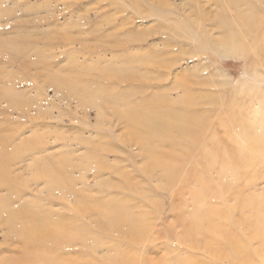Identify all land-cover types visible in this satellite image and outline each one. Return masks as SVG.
Wrapping results in <instances>:
<instances>
[{"label": "rangeland", "instance_id": "rangeland-1", "mask_svg": "<svg viewBox=\"0 0 264 264\" xmlns=\"http://www.w3.org/2000/svg\"><path fill=\"white\" fill-rule=\"evenodd\" d=\"M158 1L0 0V264H264V0Z\"/></svg>", "mask_w": 264, "mask_h": 264}, {"label": "bare ground", "instance_id": "bare-ground-1", "mask_svg": "<svg viewBox=\"0 0 264 264\" xmlns=\"http://www.w3.org/2000/svg\"><path fill=\"white\" fill-rule=\"evenodd\" d=\"M132 1H133V0H132ZM135 1L138 2V0H135ZM159 1H160V0H159ZM159 1H158V2H159ZM164 1H165V0H164ZM166 1H168V0H166ZM181 1H182V0H181ZM237 1H238V0H237ZM240 1H241V0H240ZM37 2H38V1H37ZM161 2H162V1H161ZM183 2H184V1H183ZM210 2H211V1H210ZM220 2H221V1H220ZM224 2H225V1H224ZM227 2H228V1H227ZM234 2H235V1H234ZM238 2H239V1H238ZM242 2H243V1H242ZM167 3H169V1H168ZM235 3H236V2H235ZM235 3H234V4L232 3V4L235 5ZM123 4H124V3H123ZM149 4H150V3H149ZM201 4H203V3H201ZM205 4H206V3H205ZM232 4H231V5H232ZM242 4H243V3H242ZM131 5H132V4H131ZM150 5H151V4H150ZM216 5H217V4H216ZM240 5H241V4H240ZM254 5H255V4H254ZM164 6H165V5H164ZM169 6H170V5H169ZM214 6H215V5H214ZM235 6H236V5H235ZM244 6H245V5H244ZM258 6H259V5H258ZM261 6H263V5H261ZM261 6H259V9H261V8H260ZM133 7H134V6H133ZM144 7H145V6H144ZM202 7H203V6H202ZM224 7H225V6H224ZM229 7H230V5H229ZM233 7H234V6H233ZM263 7H264V6H263ZM135 8H136V7H135ZM145 8H146V7H145ZM211 8H212V7H211ZM242 8H243V7H242ZM247 8H249V7H247ZM257 8H258V7H257ZM136 9H137V8H136ZM147 9H149V8H147ZM190 9H191V8H190ZM215 9H216V8H215ZM233 9H234V8H233ZM233 9H232V10H233ZM245 9H246V8H245ZM245 9H244V10H245ZM121 10H122V9H121ZM123 10H124V9H123ZM127 10H128V9H127ZM134 10H135V9H134ZM182 10H185V9H182ZM208 10H209V9H208ZM241 10H242V9H241ZM241 10H240V11H241ZM253 10H254V8H253ZM261 10H262V9H261ZM263 10H264V9H263ZM130 11H131V10H130ZM140 11H141V10H140ZM169 11H170V10H169ZM205 11H206V9H205ZM209 11H210V10H209ZM209 11H206V12H209ZM225 11H226V10H225ZM227 11L229 12V10H227ZM230 11H231V10H230ZM240 11H239V12H240ZM242 11H243V10H242ZM119 12H120V11H119ZM142 12H145V11L143 10ZM152 12H153V11H152ZM155 12H156V11H155ZM162 12H163V10H162ZM181 12H182V11H181ZM222 12H223V11H222ZM222 12H221V13H222ZM163 13H164V12H163ZM165 13H166V12H165ZM170 13H171V12H170ZM194 13H195V11H194ZM194 13H193V14H194ZM196 13H197V12H196ZM244 13H245V12H244ZM244 13H243V14H244ZM247 13H250V12L248 11ZM251 13H252V12H251ZM82 14H83V13H82ZM152 14H153V13H152ZM175 14H176V12H175ZM175 14H174V15H175ZM177 14H178V13H177ZM190 14H191V13H190ZM212 14H213V13H212ZM238 14H239V13H238ZM240 14H241V13H240ZM84 15H85V14H84ZM84 15H83V17H84ZM171 15H172V13H171ZM199 15H200V14H199ZM218 15H219V14H218ZM231 15H232V14H231ZM236 15H237V13H236ZM169 16H170V14H169ZM229 16H230V15H229ZM234 16H235V15H234ZM237 16H238V15H237ZM81 17H82V16H81ZM111 17H112V16H111ZM177 17H179V16H177ZM193 17H194V16H193ZM195 17H196V16H195ZM197 17H198V16H197ZM199 17H200V16H199ZM223 17H224V16H223ZM244 17H245V16H244ZM244 17H242V18H244ZM44 18H45V17H44ZM150 18H151V17H150ZM166 18H168V17H166ZM179 18H180V17H179ZM207 18H208V17H207ZM207 18H206V20H207ZM42 19H43V18H42ZM127 19H128V18H127ZM154 19H155V18H154ZM189 19H190V18H189ZM195 19H196V18H195ZM201 19H202V18H201ZM208 19H210V18H208ZM39 20H40V19H39ZM121 20H122V19H121ZM121 20H120V21H121ZM123 20H124V19H123ZM123 20H122V21H123ZM166 20H167V19H166ZM166 20H165V21H166ZM174 20H175V19H174ZM184 20H185V19H184ZM196 20H197V19H196ZM198 20H199V19H198ZM214 20H215V19H214ZM216 20H217V18H216ZM216 20H215V21H216ZM221 20H222V19H221ZM241 20H242V19H241ZM31 21H32V20H31ZM33 21H34V20H33ZM122 21H121V22H122ZM155 21H156V20H155ZM186 21H187V20H186ZM193 21H194V20H193ZM237 21H238V20H237ZM253 21H254V20H253ZM47 22H48V21H47ZM101 22H102V21H101ZM171 22H172V21H171ZM181 22H182V21H181ZM216 22H217V21H216ZM223 22H224V20H223ZM223 22H222V23H223ZM88 23H89V22H88ZM97 23H98V22H97ZM97 23H95V24H97ZM132 23H133V22H132ZM179 23H180V22H179ZM191 23H192V22H191ZM201 23H202V22H201ZM224 23H225V22H224ZM239 23H240V22H239ZM243 23H244V22H243ZM41 24H43V23H41ZM103 24H104V23H103ZM158 24H159V23H158ZM163 24H165V23H163ZM182 24H183V23H182ZM233 24H234V23H233ZM240 24H241V23H240ZM36 25H38V24H36ZM39 25H40V24H39ZM91 25H92V24H91ZM123 25H124V24H123ZM127 25H128V24H127ZM129 25H130V24H129ZM129 25H128V26H129ZM161 25H162V24H161ZM166 25H167V24H166ZM166 25H165V26H166ZM173 25H175V24L173 23ZM243 25H244V24H243ZM44 26H45V25H44ZM168 26H170V25H168ZM192 26H193V24H192ZM213 26H214V25H213ZM222 26H223V25H222ZM224 26H225V25H224ZM231 26H232V25H231ZM103 27H104V26H103ZM113 27H114V26H113ZM174 27H177V26H174ZM184 27H185V26H184ZM210 27H211V25H210ZM232 27H233V26H232ZM65 28H66V27H65ZM65 28H64V29H65ZM111 28H112V27H111ZM121 28H122V27H121ZM193 28H196V27H193ZM214 28H216V27H214ZM224 28H225V27H224ZM243 28H244V27H243ZM243 28H242V29H243ZM246 28H247V27H246ZM98 29H100V28H98ZM98 29H94V30L92 29V30L95 31V30H98ZM115 29H116V28H115ZM118 29H119V28H118ZM126 29H127V28H126ZM172 29H173V28H172ZM225 29H226V28H225ZM232 29H233V28H231V31H232ZM239 29H240V28H239ZM242 29H241V30H242ZM41 30H44V29H41ZM90 30H91V29H90ZM170 30H171V28H170ZM192 30H193V29H192ZM209 30H210V29H209ZM226 30H227V29H226ZM80 31H81V30H80ZM119 31H120V30H119ZM119 31H118V32H119ZM136 31H137V30H136ZM214 31H215V30H214ZM155 32H156V31H155ZM160 32H161V31H160ZM187 32H188V31H187ZM196 32H197V31H196ZM224 32H225V31H224ZM243 32H244V31H243ZM246 32H247V30H246ZM250 32H251V31H249L248 33H250ZM114 33H116V31H115ZM121 33H122V32H121ZM129 33H130V32H129ZM179 33H180V32H179ZM192 33H193V32H192ZM215 33H216V32H215ZM237 33L239 34V32H237ZM248 33H247V35H248ZM83 34H84V33H83ZM100 34H101V33H100ZM112 34H113V33H112ZM116 34H118V33H116ZM158 34H159V33H158ZM183 34H184V33H183ZM185 34H186V33H185ZM185 34H184V35H185ZM238 34H237V35H238ZM49 35H50V34H49ZM77 35H78V34H77ZM79 35H80V34H79ZM97 35H98V34H97ZM136 35H137V34H136ZM242 35H243V33L241 34V36H242ZM83 36H84V35H83ZM106 36H107V34H106ZM108 36H109V34H108ZM110 36H111V35H110ZM202 36H203V35H202ZM227 36H228V34H227ZM230 36L233 37V35H230ZM73 37H74V36H73ZM79 37H80V36H79ZM102 37H103V36H102ZM104 37H105V36H104ZM114 37H115V36H114ZM114 37H113V38H114ZM118 37H119V36H118ZM171 37H172V36H171ZM194 37H195V36H194ZM253 37H254V36H253ZM256 37H257V36H256ZM99 38H101L100 35H99ZM111 38H112V37H111ZM134 38H135V37H134ZM162 38H163V37H162ZM162 38H161V39H162ZM187 38H188V37H187ZM195 38H196V37H195ZM198 38H199V37H198ZM203 38H204V37H203ZM59 39H60V38H59ZM77 39H78V37H77ZM130 39H132V37H130ZM164 39H165V38H164ZM175 39H176V38H175ZM191 39H192V38H191ZM227 39H228V37H227ZM227 39H226V40H227ZM238 39H239V38H238ZM238 39H237V41H238ZM240 39H241V37H240ZM40 40H41V39H40ZM73 40H74V39H73ZM97 40H98V39H97ZM132 40H133V39H132ZM167 40H168V39H167ZM167 40H165V41H167ZM211 40H212V39H211ZM228 40H229V39H228ZM78 41H79V40H78ZM110 41H112V40H110ZM133 41H134V40H133ZM133 41H132V42H133ZM136 41H137V40H136ZM168 41H169V40H168ZM188 41H190V40H188ZM223 41H224V40H223ZM230 41H231V40H230ZM75 42H76V41H75ZM85 42H86V41H85ZM93 42H94V41H92V43H93ZM102 42H103V41H102ZM120 42H121V40H120ZM124 42H125V41H124ZM190 42H191V41H190ZM197 42H198V41H197ZM201 42L205 44V42H203V40H202ZM209 42H210V41H209ZM217 42H218V40H217ZM226 42H227V41H226ZM81 43H84V41L81 42ZM87 43H89V42H87ZM94 43H95V42H94ZM94 43H93V44H94ZM99 43H100V42H99ZM109 43H111V42H109ZM121 43H122V42H121ZM171 43H172V42H171ZM202 43H201V44H202ZM89 44H90V43H89ZM97 44H98V43H97ZM105 44H106V43H105ZM105 44H104V46H105ZM112 44H113V43H112ZM116 44H117V43H116ZM196 44H197V43H196ZM210 44H211V43H210ZM212 44H215V43H212ZM241 44H243V43H241ZM241 44H240V45H241ZM79 45H80V44H79ZM86 45H87V44H86ZM107 45H108V44H107ZM110 45H111V44H110ZM114 45H115V44H114ZM114 45H113V46H114ZM119 45H120V44H119ZM178 45H179V44H178ZM181 45H182V44H181ZM98 46H99V45H98ZM98 46L95 45V46H93V48H94V47H98ZM167 46H168V45H167ZM192 46H193V45H192ZM197 46H198V45H197ZM199 46H200V45H199ZM256 46H257V45H256ZM258 46H259V45H258ZM87 47H88V46H87ZM91 47H92V46H91ZM91 47H90V48H91ZM142 47H143V46H142ZM168 47H169V46H168ZM177 47H178V46H177ZM207 47H209V46L207 45ZM207 47H206V48H207ZM90 48H89V49H90ZM99 48H100V46H99ZM163 48H164V47H163ZM193 48H194V47H193ZM199 48H200V49L203 48V45H202V47H199ZM255 48H256V47H255ZM55 49H56V48H55ZM63 49H64V48H63ZM84 49H85V48H84ZM91 49H92V48H91ZM94 49H95V48H94ZM94 49H93V50H94ZM114 49H115V48H114ZM172 49H174V48H172ZM210 49H211V48H210ZM87 50H88V48H87ZM95 50H96V49H95ZM162 50H163V49H162ZM232 50H233V49H232ZM244 50H245V49H244ZM194 51H195V50H194ZM209 51H210V50H209ZM212 51H213V50H212ZM221 51H222V49H221ZM245 51H246V50H245ZM247 51H248V50H247ZM152 52H153V51H152ZM167 52H169V51H167ZM195 52H196V51H195ZM203 52H204V51H203ZM215 52H216V51H215ZM225 52H226V51H225ZM233 52H234V51H233ZM254 52H255V51H254ZM254 52H253V53H254ZM257 52H258V49H257ZM170 53H171V52H170ZM196 53H197V52H196ZM216 53H217V52H216ZM228 53H229V52H228ZM241 53H242V52H241ZM199 54H200V52H199ZM218 54H219V53H218ZM233 54H234V53H233ZM239 54H240V53H239ZM244 54H246V52H245ZM194 55H195V54H194ZM197 55H198V54H197ZM221 55H222V54H221ZM255 55H256V54H255ZM85 56H86V55H85ZM93 56H94V55H93ZM164 56H165V54H164ZM203 56H204V55H203ZM226 56H227V55H226ZM232 56H233V55H232ZM70 57H71V56H70ZM70 57H69V58H70ZM80 57H81V56H80ZM167 57H168V56H167ZM192 57H193V56H192ZM204 57H206V56H204ZM234 57H235V56H234ZM243 57H244V56H243ZM69 58H68V59H69ZM71 58H72V57H71ZM77 58H78V57H77ZM84 58H86V57H84ZM164 58H165V57H164ZM241 58H242V57H241ZM79 59H82V58H79ZM192 59H193V58H192ZM206 59H207V57H206ZM208 59H209V58H208ZM213 59H214V58H213ZM255 59H256V58H255ZM245 60H246V59H245ZM83 61H84V60H83ZM99 61H100V58H99ZM118 61H119V60H118ZM249 61H250V60H249ZM258 61H259V60H258ZM119 62H120V61H119ZM179 62H180V61H179ZM154 63H155V62H154ZM167 63H168V62H167ZM169 63H170V62H169ZM177 63H178V62H177ZM256 63H257V62H256ZM102 64H103V63H102ZM143 64H144V63H143ZM193 64H194V63H193ZM199 64H200V63H199ZM168 65H169V64H168ZM211 65H212V64H211ZM78 66H80V64H79ZM170 66H171V64H170ZM212 66H213V65H212ZM106 67H108V66H106ZM161 67H163V66H161ZM177 67H178V66H177ZM208 67H209V66H208ZM252 67H253V66H252ZM263 67H264V66H263ZM76 68H77V67H76ZM97 68H98V67H97ZM146 68H147V67H146ZM203 68H204V67H203ZM206 68H207V67H206ZM206 68H205V69H206ZM215 69H216V68H215ZM35 70H37V69H35ZM96 70H97V69H96ZM99 70H100V69H99ZM193 70H194V69H193ZM44 71H45V70H44ZM100 71H101V70H100ZM100 71H99V72H100ZM186 71H187V70H186ZM199 71H200V70H199ZM210 71H211V70H210ZM263 71H264V70H263ZM204 72H205V71H204ZM208 72H209V71H208ZM213 72H214V71H213ZM95 73H96V72H95ZM171 73H173V72H171ZM214 73H216V72H214ZM217 73H218V74H214V75L218 76L220 72L218 71ZM254 73H255V72H254ZM35 74H36V73H35ZM86 74H87V73H86ZM100 74H102V72H100ZM176 74H177V73H176ZM178 74H179V73H178ZM194 74H195V73H194ZM201 74H202V73H201ZM208 74H209V73H208ZM261 74H264V73L262 72ZM170 75H171V74H170ZM188 75H189V74H188ZM211 75H212V74H211ZM223 75H225V74H223ZM36 76H37V75H36ZM91 76H93V75L91 74ZM96 76H98V75L96 74ZM99 76H101V75H99ZM99 76H98V77H99ZM201 76H202V75H201ZM3 77H4V76H3ZM94 77H95V75H94ZM131 77H132V76H131ZM134 77H136V76H134ZM191 77H192V76H191ZM191 77H190V78H191ZM205 77H206V76H205ZM207 77H208V76H207ZM207 77H206V78H207ZM223 77H224V76H223ZM13 78H14V77H13ZM48 78H49V77H48ZM62 78H63V77H62ZM83 78H84V77H83ZM172 78H173V77H172ZM203 78H204V77H203ZM2 79H3V78H2ZM16 79H17V77H16ZM110 79H111V78H110ZM115 79H116V78H115ZM192 79H193V78H192ZM196 79H197V77H196ZM196 79H194V81H195ZM199 79H200V78H199ZM201 79H202V78H201ZM207 79H209V78H207ZM210 79H211V78H210ZM210 79H209V80H210ZM221 79H223V78H221ZM20 80H21V79H19V81H20ZM32 80H33V79H32ZM38 80H39V79H38ZM47 80H48V79H47ZM82 80H84V79H82ZM111 80H112V79H111ZM155 80H157V79H155ZM180 80H181V78H180ZM187 81H188V79H187ZM191 81H192V80H191ZM196 81H197V80H196ZM196 81H195V82H196ZM201 81H202V80H201ZM37 82H38V81H37ZM125 82H126V81H125ZM197 82H198V81H197ZM204 82L206 83V81H204ZM223 82H224V80H223ZM225 82H226V81H225ZM246 82H247V81H246ZM136 83H137V82H136ZM183 83H184V81H183ZM199 83H200V81H199ZM241 83H243V82H241ZM66 84H67V83H66ZM66 84H65V85H66ZM78 84H79V83H78ZM137 84H138V83H137ZM162 84H163V83H162ZM187 84H188V83H187ZM189 84H190V83H189ZM200 84H201V83H200ZM202 84H203V83H202ZM43 85H44V82H43ZM43 85H42V86H43ZM45 85H47V84H45ZM52 85H54V84H52ZM52 85H51V86H52ZM65 85H64V86H65ZM144 85H145V84H144ZM181 85H182V84H181ZM198 85H199V84H198ZM243 85H245V84L243 83ZM248 85H249V83H248ZM40 86H41V85H40ZM51 86H50V88H51ZM83 86H84V85H83ZM87 86H89V85H87ZM120 86H121V85H120ZM123 86H125V85H123ZM156 86H157V85H156ZM190 86H191V85H190ZM190 86H188V87H190ZM194 86H195V85H194ZM194 86H193V87H194ZM239 86H241V85H239ZM98 87H99V86H98ZM184 87H185V86H184ZM186 87H187V86H186ZM191 87H192V86H191ZM251 87H252V86H251ZM254 87H255V86H254ZM254 87H253V88H254ZM256 87H257V85H256ZM258 87H259V86H258ZM36 88H37V87H36ZM46 88H47V87H46ZM46 88H45V90H46ZM55 88H56V86H55ZM55 88L53 87L52 89H55ZM79 88H80V87H79ZM155 88H156V87H155ZM242 88H243V87H242ZM39 89H40V88H39ZM65 89H66V88H65ZM84 89H85V88H84ZM89 89H90V87H89ZM142 89H143V88H142ZM145 89H146V88H145ZM156 89H157V88H156ZM175 89H176V88H175ZM185 89H186V88H185ZM189 89H190V88H189ZM196 89H197V86H196ZM196 89H195V91L199 90V89H197V90H196ZM256 89H257V88H256ZM26 90H27V89H26ZM40 90H41V89H40ZM43 90H44V89H43ZM59 90H60V89H59ZM202 90H204V89H202ZM245 90H246V88H245ZM262 90H263V88H262ZM22 91H23V90H22ZM41 91H42V90H41ZM60 91H62V90H60ZM69 91H70V90H69ZM77 91H79V90H77ZM91 91H92V89H91ZM147 91H148V90H147ZM188 91H189V90H188ZM195 91H194V93H195ZM200 91H201V90H200ZM200 91H198L197 93H199ZM236 91H237V90H236ZM238 91H239V90H238ZM254 91H255V90H254ZM254 91H253V92H254ZM259 91H260V90H259ZM23 92H24V91H23ZM63 92H64V91H63ZM65 92H66V91H65ZM71 92H74V91H72V89H71ZM144 92H145V90H144ZM184 92H185V91H184ZM190 92H191V91H190ZM214 92H215V91H214ZM58 93H59V91H58ZM83 93H84V92H83ZM90 93H91V92H90ZM124 93H125V92H124ZM130 93H131V92H130ZM197 93H195V94L198 95ZM249 93H251V92H249ZM254 93H255V92H254ZM260 93H261V92H260ZM61 94H62V93H61ZM143 94H144V93H143ZM143 94H142V95H143ZM145 94H146V93H145ZM145 94H144V95H145ZM186 94L188 95V93H185L184 95H186ZM189 94H190V93H189ZM202 94H203V93H202ZM212 94H213V92L211 93V95H212ZM232 94L234 95V93H232ZM62 95H63V94H62ZM73 95L75 96V94H73ZM77 95H78V94H77ZM88 95H89V94H88ZM140 95H141V94H140ZM176 95H177V94H176ZM192 95H194V94H192ZM205 95L207 96L208 94H205ZM214 95H215V94H214ZM216 95H217V94H216ZM238 95H239V94H238ZM247 95H248V94H247ZM251 95H252V94H251ZM251 95H250V96H251ZM57 96H58V95H57ZM71 96H72V95H71ZM83 96H85V95H83ZM89 96H90V95H89ZM92 96H94V95L92 94ZM95 96H96V95H95ZM95 96H94V97H95ZM120 96H122V95H120ZM134 96H135V95H134ZM138 96H139V95H138ZM159 96H160V95H159ZM217 96H218V95H217ZM217 96H216V97H217ZM239 96H240V95H239ZM243 96H244V95H243ZM58 97H59V96H58ZM62 97H64V96H62ZM97 97H98V96H97ZM142 97H144V96H142ZM142 97H141V99H143ZM146 97H147V96H146ZM177 97H178V95H177ZM190 97H191V94H190ZM232 97H233V96H232ZM38 98H39V97H38ZM64 98H65V97H64ZM66 98H68V97L66 96ZM73 98H75V97H73ZM76 98H77V100H78V98H81V99H82V96H81V97L78 96V97H76ZM83 98H84V97H83ZM86 98H87V96H86ZM95 98H96V97H95ZM95 98H94V99H95ZM99 98H100V97H99ZM131 98H132V97H131ZM182 98H183V97H182ZM187 98H188V97H185L186 100H187ZM193 98H195V97H193ZM193 98H192V99H193ZM198 98H199V96H198ZM237 98H238V97H237ZM245 98H246V97H245ZM248 98H249V97H248ZM32 99H33V98H32ZM92 99H93V98H92ZM94 99H93V100H94ZM100 99H102V98H100ZM135 99H136V98H135ZM149 99H150V98H149ZM171 99H172V98H171ZM202 99H203V98H202ZM206 99H207V98H206ZM208 99H210V98H208ZM234 99H235V98H234ZM66 100H67V99H66ZM130 100H132V99H130ZM190 100H191V99H190ZM193 100H194V99H193ZM200 100H201V99H200ZM200 100H199V101H200ZM45 101H46V100H44V102H45ZM69 101H70V100H69ZM75 101H76V100H75ZM83 101H84V99H83ZM90 101H91V100L88 101L89 104L92 102V101H91V102H90ZM95 101H96V100H95ZM188 101H189V100H188ZM203 101H204V100H203ZM230 101H231V100H230ZM241 101H242V100H241ZM248 101H250V100H248ZM41 102H42V101H41ZM84 102H85V101H84ZM88 102H86V103H87V106H88ZM160 102H161V101H160ZM181 102H182V101H180L179 103H181ZM200 102H201V101H200ZM206 102H207V100H206ZM208 102H209V101H208ZM217 102H218V101H217ZM232 102H235V101H232ZM238 102H239V100H238ZM107 103H108V102H107ZM107 103H106V104H107ZM110 103H111V102H110ZM110 103H109V104H110ZM188 103H189V102H188ZM195 103H197V102H195ZM203 103H204V102H203ZM224 103H225V102H224ZM239 103H240V102H239ZM67 104H68V103H67ZM72 104H73V103H72ZM75 104H76V103H75ZM79 104H80V103H79ZM99 104H100V103H99ZM112 104H113V102H112ZM139 104H140V103H139ZM148 104H149V103H148ZM150 104H152V103L150 102ZM157 104H158V103H157ZM171 104H172V103H171ZM193 104H194V102H193ZM249 104H250V103H249ZM84 105H85V104H84ZM95 105H96V103H95ZM116 105H117V104H116ZM118 105H119V104H118ZM118 105H117V107L120 106V105H119V106H118ZM122 105H124V104H122ZM143 105H146V104H143ZM169 105H170V104H169ZM196 105H197V104H196ZM198 105H199V104H198ZM201 105H202V104H200V106H201ZM207 105H208V103H207ZM207 105H205V106H207ZM209 105H210V102H209ZM209 105L207 106L208 108L210 107ZM250 105H251V104H250ZM87 106H86V107H87ZM97 106H98V104H97ZM100 106H101V104H100ZM108 106H109V105H108ZM112 106H113V105H112ZM148 106H149V105H148ZM171 106H172V105H171ZM179 106H180V105H179ZM200 106H199V107H200ZM202 106H203V105H202ZM227 106H228V105H227ZM259 106H260V105H259ZM14 107H15V106H14ZM34 107H35V105H34ZM46 107H47V106H46ZM77 107H78V106H77ZM114 107H115V105L113 106V109H114ZM117 107H115V108H117ZM126 107H128V106L126 105ZM131 107H133V106H131ZM174 107H175V106H174ZM187 107H188V105H187ZM197 107H198V106H197ZM197 107H196V108H197ZM223 107H224V106H223ZM231 107H232V106H231ZM244 107H245V106H244ZM255 107H256V105H255ZM261 107H262V106H261ZM35 108H36V107H35ZM78 108H79V107H78ZM90 108H91V107H90ZM97 108H98V107H97ZM102 108H103V107H102ZM102 108L100 107L101 111H102ZM120 108H121V107H120ZM129 108H130V107H129ZM135 108H138V107H135ZM148 108H151V107H148ZM238 108H239V107H238ZM19 109H20V108H19ZM39 109H41V108H39ZM42 109H43V107H42ZM142 109H143V108H142ZM142 109H141V110H142ZM145 109H146V106H145ZM145 109H144V111H145ZM155 109H156V108H155ZM177 109L179 110V108H177ZM182 109H183V107H182ZM184 109H186V108H184ZM188 109H189V108H188ZM226 109H227V108H226ZM252 109H253V108H252ZM7 110H8V109H7ZM12 110H14V109L12 108ZM20 110L22 111V109H20ZM20 110H19V111H20ZM34 110H35V109H34ZM45 110L48 111L47 109H45ZM82 110H83V109H82ZM98 110H99V109H98ZM98 110L96 109V111H98ZM117 110H118V109H115V111H117ZM119 110H120V109H119ZM129 110H130V109H129ZM129 110L127 109L128 112H129ZM146 110H147V109H146ZM153 110H154V109H153ZM158 110H159V109H158ZM178 110H176V111H178ZM190 110H191V109H189L188 111H190ZM197 110H198V109H197ZM202 110H203V109H202ZM220 110H221V109H220ZM237 110H238V109H237ZM249 110H250V109H249ZM262 110H263V108H262ZM85 111H86V109H85ZM99 111H100V110H99ZM101 111H100V112H101ZM104 111H105V110H104ZM137 111H138V110H136V112H137ZM139 111H140V110H139ZM159 111H160V110H159ZM159 111H158V112H159ZM183 111H184V110H183ZM194 111H195V110H194ZM194 111H193L192 113H194ZM203 111H204V110H203ZM221 111H222V110H221ZM42 112H44V111L42 110ZM119 112H120V111H119ZM125 112H126V110H125ZM131 112H132V110H131ZM131 112H130V113H131ZM156 112H157V109H156ZM156 112H154V114L157 115ZM180 112H181V111H180ZM185 112H187V111L185 110ZM196 112H197V111H196ZM207 112H208V110H207ZM207 112H206V113H207ZM251 112H252V111H251ZM251 112H250V113H251ZM262 112H263V111H262ZM19 113H20V112H19ZM29 113H30V112H29ZM97 113H98V112H97ZM139 113H140V112H139ZM148 113H149V111H148ZM171 113H172V112H171ZM177 113H178V112H177ZM198 113H199V112H198ZM255 113H256V112H255ZM258 113H259V112H258ZM260 113H261V111H260ZM17 114H18V113H17ZM21 114H22V113H21ZM84 114H85V113H84ZM117 114H118V113H117ZM121 114H122V113H121ZM123 114H124V112H123ZM142 114H144L143 111H142ZM145 114H146V112H145ZM174 114H176V112H175ZM203 114H204V113H203ZM210 114H211V112H210ZM231 114H232V113H231ZM256 114H257V113H256ZM35 115H36V114H35ZM119 115H120V114H119ZM124 115H125V114H124ZM126 115H127V114H126ZM132 115H133V112H132ZM135 115L138 116L137 114H134V115H133L134 118L136 117ZM150 115H152V114H150ZM162 115H163V113H162ZM164 115H165V113H164ZM164 115H163V116H164ZM182 115H183V112H182ZM200 115H201V113L199 114V117H200ZM206 115H207V114H206ZM252 115H253V114H252ZM252 115H251V116H252ZM23 116H24V115H23ZM25 116H27V114H26ZM28 116H29V115H28ZM28 116H27V117H28ZM32 116H33V115H32ZM40 116H41V115H40ZM40 116H39V117H40ZM66 116H67V115H66ZM68 116H69V115H68ZM129 116H130V115H128V117H129ZM146 116H148V114H147ZM175 116H176V115H175ZM175 116H174V117H175ZM241 116H242V115H241ZM20 117H21V116H20ZM27 117H26V118H27ZM62 117H63V115H62ZM120 117H121V116H120ZM133 117H132V118H133ZM143 117H145V116H143ZM143 117H142V118H143ZM197 117H198V115H197ZM218 117H219V116H218ZM84 118H85V117H84ZM118 118H119V116H118ZM134 118H133V120H134ZM194 118H195V116H194ZM206 118H207V117H206ZM258 118H260V117H258ZM28 119H31V117L28 118ZM35 119H36V117H34V120H35ZM38 119H39V118H38ZM51 119H52V118H51ZM56 119H57V118H56ZM82 119H83V118H82ZM101 119H102V118H101ZM101 119H100V120H101ZM119 119H120V118H119ZM125 119H126V118H125ZM130 119H131V118H130ZM130 119H128L129 122L132 121V120L130 121ZM169 119H170V117H169ZM172 119H173V116H172ZM172 119H171V120H172ZM254 119H255V118H254ZM136 120H137V119H136ZM144 120H145V119H144ZM176 120H177V116H176ZM196 120H197V119H196ZM40 121H41V120H40ZM43 121H44V120H43ZM104 121H105V120H104ZM163 121H164V120H163ZM177 121H178V120H177ZM30 122H32V120H31ZM56 122H57V121H56ZM107 122H108V121H107ZM109 122H110V121H109ZM117 122H118V121H117ZM151 122H153V121H151ZM159 122H160V121H159ZM165 122H166V121H165ZM250 122H251V121H250ZM256 122H258V120H257ZM53 123H54V121H53ZM124 123H125V122H124ZM181 123H182V124H185L184 122H180V124H181ZM251 123H252V122H251ZM99 124H100V122H99ZM102 124H103V123H102ZM127 124H128V123H127ZM130 124H131V123H130ZM134 124H135V121L133 122V125H134ZM155 124H156V123H155ZM162 124H163V123H162ZM162 124H161V125H162ZM175 124H176V123H174V125H175ZM119 125H120V124H119ZM148 125H149V124H148ZM148 125H147V127H148ZM153 125H154V124H153ZM131 126H132V125H129V127H131ZM134 126H137V125H134ZM124 127H126V126H124ZM149 127H150V126H149ZM160 127H161V126H160ZM177 127H178V126H177ZM181 127H182V126H181ZM114 128H115V127H114ZM122 128H123V127H122ZM183 128H184V127H183ZM255 128H256V127H255ZM263 128H264V127H263ZM98 129H99V128H98ZM139 129H140V128H139ZM142 129H143V128H142ZM142 129H141V130H142ZM147 129H148V128H147ZM161 129H163V128H161ZM174 129H175V128H174ZM248 129H249V128H248ZM127 130H129V129L127 128ZM131 130H132V129H131ZM141 130H139V131H141ZM143 130H144V129H143ZM148 130H149V129H148ZM179 130H180V128H179ZM187 130H189V129H187ZM190 130H191V128H190ZM237 130H240V129H237ZM132 131H133V130H132ZM146 131H147V130H146ZM191 131H192V130H191ZM260 131H261V130H260ZM260 131H259V132H260ZM92 132H93V129H92ZM117 132H118V131H116V133H117ZM262 132H264V130H263ZM86 133H87V132H86ZM98 133H100V132H98ZM123 133H124V132H123ZM138 133H140V132H138ZM159 133H160V132H159ZM247 133H248V132H247ZM260 133H261V132H260ZM74 134H75V133H74ZM141 134H142V133H141ZM156 134H157V133H156ZM220 134H221V133H220ZM238 134H242V133L240 132V133H238ZM244 134L246 135V132H245ZM248 134H249V133H248ZM95 135H96V134H95ZM139 135H140V134H139ZM152 135H153V134H152ZM164 135H165V133H164ZM168 135H169V134H168ZM224 135H225V134H224ZM255 135H256V134H255ZM257 135H258V134H257ZM66 136H67V135H66ZM98 136H99V135H98ZM162 136H163V135H162ZM172 136H173V134H172ZM180 136H181V135H180ZM246 136H248V135H246ZM262 136H264V134H263ZM76 137H78V136H76ZM79 137H80V136H79ZM93 137H94V135H93ZM106 137H107V136H106ZM131 137H132V136H131ZM142 137H143V136H142ZM152 137H153V136H152ZM170 137H171V135H170ZM194 137H195V136H194ZM202 137H203V136H202ZM249 137H250V136H248V138H249ZM258 137H259V136H258ZM90 138H92V137H90ZM99 138H100V137H99ZM144 138H145V137H144ZM245 138H246V137H245ZM252 138H253V137H252ZM263 138H264V137H263ZM19 139H20V138H19ZM76 139H78V138H76ZM97 139H98V138H97ZM97 139H96V140H97ZM103 139H104V138H103ZM136 139H138V138H136ZM176 139H177V138H176ZM191 139H192V138H191ZM233 139H234V138H233ZM257 139H260V138H257ZM99 140H100V139H99ZM130 140H131V138H130ZM132 140H133V138H132ZM138 140H140V139H138ZM179 140H180V139H179ZM183 140H184V139H182V141H183ZM186 140H187V139H186ZM216 140H217V139H216ZM250 140H252V139H250ZM63 141H64V140H63ZM77 141H78V140H77ZM81 141H82V139H81ZM83 141H84V140H83ZM83 141H82V142H83ZM97 141H98V140H97ZM145 141H146V140H145ZM187 141H188V143H189V140H187ZM206 141H208V140H206ZM258 141H259V140H257L256 142H258ZM261 141H262V140H261ZM82 142H81V143H82ZM94 142H96V141H93V143H94ZM100 142H101V141H100ZM108 142H109V141H108ZM129 142H130V141H129ZM133 142H134V141H133ZM180 142H181V141H180ZM183 142H184V141H183ZM74 143H75V141H74ZM85 143H86V141H85ZM103 143H104V142H103ZM143 143H144V142H143ZM176 143H177V142H176ZM190 143H192V142H190ZM195 143H198V142H195ZM259 143H262V142H258V144H259ZM62 144H63V143H62ZM62 144H61V145H62ZM65 144H67V143H65ZM70 144H71V142H70ZM86 144H87V143H86ZM86 144H85V145H86ZM90 144H91V143H90ZM94 144H95V143H94ZM104 144H105V143H104ZM137 144H138V143H137ZM144 144H146V143H144ZM59 145H60V144H59ZM95 145H96V144H95ZM151 145H153V144H151ZM181 145H182V144H181ZM213 145H214V144H212V147H213ZM262 145H264V143H263ZM262 145H261V146H262ZM102 146H103V145H102ZM133 146H134V145H133ZM204 146H205V145H204ZM47 147H49V146H47ZM77 147H78V146H77ZM95 147H96V146H95ZM114 147H115V146H114ZM139 147H140V146H139ZM41 148H42V147H41ZM104 148H105V147H104ZM152 148H153V147H152ZM170 148H171V147H170ZM180 148H181V147H180ZM213 148H215V146H214ZM96 149H97V148H96ZM153 149H154V148H153ZM155 149H156V148H155ZM189 149H190V148H189ZM210 149H211V148H210ZM70 150H71V149H70ZM85 150H86V148H85ZM93 150H94V149H93ZM111 150H112V149H111ZM178 150H179V149H178ZM180 150H181V149H180ZM263 150H264V149H263ZM97 151H98V150H97ZM100 151H102V149H101ZM113 151H114V150H113ZM120 151H121V150H120ZM149 151H150V150H148L147 152H149ZM151 151H152V150H151ZM206 151H207V150H206ZM87 152H88V151H87ZM89 152H90V151H89ZM91 152H92V151H91ZM95 152H96V151H95ZM95 152H94V153H95ZM123 152H124V151H123ZM126 152H127V151H126ZM145 152H146V151H145ZM147 152H146V153H147ZM153 152H154V151H153ZM177 152H178V151H177ZM182 152H183V151H182ZM102 153H103V152H102ZM110 153H112V152H110ZM121 153H122V152H121ZM156 153H157V152H156ZM184 153H186V152H183V154H184ZM261 153H263V151H262ZM140 154H141V153H140ZM149 154H150V152H149ZM151 154H152V153H151ZM187 154H188V153H187ZM203 154H204V153H203ZM78 155H79V154H78ZM92 155H93V153H92ZM97 155H98V154H97ZM97 155H95V156H97ZM147 155H148V154H146V156H147ZM152 155H153V154H152ZM189 155H190V154H189ZM102 156H103V155H102ZM102 156H99V155H98L97 157H101V158H102ZM173 156H174V155H173ZM187 156H188V155H187ZM201 156H202V154H201ZM97 157H96V158H97ZM111 157L113 158V156H111ZM114 157H115V156H114ZM136 157H137V156H136ZM154 157H155V156H154ZM182 157H183V155H182ZM203 157H204V156H203ZM207 157H208V156H206L205 159H207ZM51 158H52V157H51ZM104 158H105V157H104ZM104 158H103L102 160H104ZM112 158H111V160H112ZM116 158H117V157H116ZM116 158H115V159H116ZM119 158H120V157H119ZM137 158H138V157H137ZM159 158H161V157H159ZM175 158H176V157H175ZM185 158H186V157H184V159H185ZM188 158H189V156H188ZM97 159H98V158H97ZM107 159H108V157H107ZM145 159H146V157H145ZM163 159H164V158H163ZM176 159H178V158H176ZM176 159H175V160H176ZM186 159H187V158H186ZM208 159H211V158H208ZM51 160H52V159H51ZM98 160H99V159H98ZM116 160H117V159H116ZM116 160H115V161H116ZM143 160H144V159H143ZM160 160H161V159H160ZM165 160H166V159H165ZM83 161H84V160H83ZM100 161H101V160H100ZM106 161H107V160H105V162H106ZM124 161H125V160H124ZM134 161H135V160H134ZM145 161H146V160H145ZM180 161H181V160H179V162H180ZM221 161H222V160H221ZM61 162H62V161H61ZM75 162H76V161H75ZM84 162H86V161H84ZM93 162H94V161H93ZM105 162H102V163H105ZM110 162H111V165H112V161H110ZM122 162H123V161H122ZM137 162H138V161H137ZM188 162H189V161H188ZM192 162H193V160H192ZM194 162H196V161H194ZM214 162H215V161H214ZM214 162L212 161L211 163L214 164ZM66 163H67V161H66ZM102 163H99V164H101L102 167H103L104 165H103ZM106 163L108 164V162H106ZM106 163H105V165H106ZM114 163H116V162H114ZM114 163H113V165H114ZM156 163H157V162H156ZM174 163H175V164L177 163L176 166H177L178 169L176 168V171L179 170V169H180L179 166H178L179 163H178L177 161L174 162ZM190 163H191V162H190ZM219 163H220V162H219ZM230 163H231V162H230ZM72 164L74 165V162H73ZM91 164H92V163H91ZM159 164H163V163H160V162H159V163H158V166H159ZM193 164H194V163H193ZM196 164H197V163H196ZM215 164H217V163H215ZM64 165H65V164H64ZM68 165H70V164H68ZM96 165H98V164H95V166H96ZM117 165H118V163H117ZM140 165H141V164H140ZM164 165H166V164H163V166H164ZM179 165H180V164H179ZM191 165H192V164H191ZM95 166H94V167H95ZM107 166H108V165H107ZM115 166H116V165H115ZM166 166H167V165H166ZM186 166H187V164H186ZM210 166H211V165H210ZM215 166H216V165H215ZM74 167H75V166H74ZM87 167H88V165H87ZM92 167H93V166H92ZM98 167H99V166H98ZM160 167H161V166H160ZM183 167H184V166H183ZM192 167H193V166H192ZM213 167H214V166H213ZM213 167H210V170H211V168H213ZM66 168H67V167H66ZM68 168H69V166H68ZM68 168H67V170H68ZM70 168H71V167H70ZM112 168H113V167H112ZM119 168H120V167H119ZM153 168H154V167H153ZM157 168H158V167H157ZM172 168H175V166L172 167ZM193 168H194V167H193ZM207 168H208V167H207ZM217 168H218V166H217ZM79 169H80V168H79ZM79 169H78V170H79ZM81 169H82V167H81ZM92 169H94V168H92ZM120 169H123V168H120ZM126 169H127V167H126ZM170 169H171V168H170ZM183 169L185 170V168H183ZM183 169H182V170H183ZM191 169H192V168H191ZM194 169H195V168H194ZM97 170H98V169H97ZM115 170H116V167H115ZM118 170H119V169H118ZM171 170H173V169H171ZM174 170H175V169H174ZM208 170H209V169H208ZM213 170H215V168H213ZM91 171H92V170H91ZM124 171H125V170H124ZM143 171H144V170H143ZM147 171H148V170H147ZM147 171H146V172H147ZM158 171H159V170H158ZM176 171H173V172H176ZM193 171H194V170H192L191 172H193ZM217 171H219V170H217ZM171 172H172V171H171ZM178 172L180 173L181 171H178ZM207 172H208V171H207ZM215 172H216V171H215ZM76 173H77V172H76ZM78 173H79V172H78ZM87 173H89V172H87ZM94 173H97V172H94ZM119 173H121V172H119ZM129 173H130V171H129ZM132 173H133V172H132ZM195 173H196V172H195ZM195 173H194V174H193V173H190V175H191V174L195 175ZM67 174H69V173H67ZM101 174H102V173H101ZM106 174H107V173H106ZM106 174L104 173V175H106ZM133 174H136V173H133ZM152 174H153V173H152ZM154 174H155V173H154ZM172 174H173V173H172ZM172 174H171V175H172ZM175 174H177V173H175ZM187 174H188V173H187ZM52 175H53L52 177L54 178V174H52ZM90 175H91V174H90ZM124 175H125V174H124ZM131 175H132V174H130L129 176H131ZM199 175H201V174H199ZM58 176H59V175H58ZM106 176H107V175H106ZM122 176H123V175H122ZM164 176H165V175H164ZM188 176H189V175H188ZM188 176H187V177H188ZM191 176H192V175H191ZM210 176H211V175H210ZM220 176H221V174H220ZM95 177H96V176H95ZM144 177H145V176H144ZM189 177H190V176H189ZM197 177H198V176H197ZM53 178H51V179L53 180ZM59 178H60V177H59ZM93 178H94V177H93ZM103 178L106 179L107 177H103ZM110 178H111V177H110ZM112 178H113V177H112ZM145 178H146V177H145ZM147 178H148V177H147ZM192 178H193V177H192ZM195 178H196V177H195ZM195 178H193V179H195ZM221 178H222V177H221ZM55 179H56V178H55ZM126 179H127V178H126ZM126 179H125V180H126ZM193 179H192V180H193ZM218 179H219V176H218ZM218 179H217V181H218ZM43 180H45V178H44ZM46 180H47V179H46ZM48 180H49V179H48ZM111 180H112V179H111ZM188 180H189V178H188ZM196 180H197V179H196ZM201 180H202V179H201ZM105 181H106V180H105ZM108 181H109V180H108ZM113 181H114V180H113ZM138 181H139V180H138ZM221 181H222V180H221ZM49 182H51V180H50ZM52 182H53V181H52ZM110 182H111V181H110ZM115 182H116V180H115ZM115 182H114V183H115ZM124 182H125V181H124ZM126 182H127V181H126ZM134 182H135V181H134ZM188 182H189V181H188ZM193 182H194V181H193ZM53 183H54V182H53ZM131 183H133V181H132ZM183 183H184V182H183ZM197 183H198V182H197ZM201 183H202V182H201ZM221 183H222V182H221ZM221 183H220V184H221ZM254 183H255V182H254ZM45 184H46V183H45ZM116 184H117V183H116ZM141 184H143V183H141ZM184 184H185V183H184ZM184 184H183V185H184ZM251 184H252V183H251ZM255 184H256V183H255ZM114 185H115V184H114ZM135 185H136V184H135ZM183 185H182V186H183ZM85 186H86V185H85ZM110 186H111V185H110ZM115 186H116V185H115ZM129 186H130V185H129ZM45 187H49V186H46V185H45ZM86 187H87V186H86ZM111 187H112V186H111ZM116 187H118V186H116ZM135 187H136V186H135ZM186 187H187V186H186ZM82 188H84V187H82ZM125 188H126V187H125ZM208 188H210V187H208ZM212 188H213V187H212ZM25 189H27V188H25ZM57 189H58V188H57ZM109 189H110V188H109ZM111 189H112V188H111ZM115 189L117 190V188H115ZM27 190H28V189H27ZM48 190H50V188H49ZM77 190H78V189H77ZM77 190H76V191H77ZM112 190H113V189H112ZM134 190H135V189H134ZM191 190H193V189H191ZM191 190H190V191H191ZM84 191H86V190H84ZM90 191H91V190H90ZM97 191H98V190H97ZM100 191H101V190H100ZM50 192H51V191H50ZM66 192H67V191H66ZM68 192H70V190H69ZM82 192H83V191H82ZM82 192H81V193H82ZM208 192H209V191H208ZM53 193H54V192H53ZM53 193H52V194H53ZM72 193H73V192H72ZM84 193H86V192H84ZM84 193H83V194H84ZM209 193H210V192H209ZM213 193H214V192H213ZM213 193H211V194L213 195ZM242 193H243V192H242ZM242 193H241V194H242ZM67 194H68V193H67ZM76 194H77V193H76ZM83 194H82V196H85V195H83ZM87 194H88V193H87ZM96 194H97V193H96ZM111 194H112V193H111ZM35 195H36V194H35ZM56 195H58V194H56ZM59 195H60V193H59ZM59 195H58V197H59ZM72 195H74V193H73ZM89 195H90V194H89ZM91 195H92V193H91ZM53 196H54V194H53ZM69 196H70V193H69ZM86 196H87V195H86ZM86 196H85V197H86ZM114 196H115V195H114ZM58 197L56 196V198H58ZM73 198H74V196H73ZM110 198H111V197H110ZM118 198H119V197H118ZM47 199H48V198H47ZM78 199H79V197H78ZM89 199H90V196H89ZM94 199H95V198H94ZM257 199H259L258 196H257ZM59 200H60V199H59ZM75 200H76V199H75ZM98 200H100V199H98ZM118 200H119V199H118ZM40 201H41V200H40ZM47 201H48V200H47ZM96 201H97V200H96ZM113 201H114V199H113ZM55 202H56V201H55ZM90 202H92V201H90ZM93 202H94V201H93ZM100 202H101V201H100ZM45 203H46V202H45ZM52 203H53V202H52ZM59 203H60V202H59ZM103 203H104V202H103ZM112 203H113V202H112ZM114 203H115V202H114ZM43 204H44V203H43ZM74 204H75V203H74ZM91 204H92V203H90V205H91ZM118 204H119V203H118ZM46 205H48V204H46ZM85 205H86V204H85ZM92 205L95 206V209H96V205H94V204H92ZM113 205H116V203L113 204ZM70 206H71V205H70ZM79 206H81V205H79ZM88 206H89V205H88ZM27 207H28V206H27ZM67 207H68V206H67ZM117 207H118V206H117ZM28 208H29V207H28ZM72 208H73V207H72ZM76 208H77V207H76ZM86 208H87V207H86ZM92 208H93V207H92ZM70 209H71V207H70ZM80 209H81V207H80ZM107 209H108V208H107ZM57 210H59V209H57ZM82 210H83V209H82ZM85 210H86V209H85ZM102 210H103V209H102ZM108 210H109V209H108ZM68 211H69V210H68ZM72 211L74 212L75 210L73 209ZM100 211H101V210H99V212H100ZM103 211H104V210H103ZM103 211H102V212H103ZM59 212H60V211H59ZM81 212H82V211H81ZM81 212H79V213H81ZM96 212H97V211H96ZM75 213H76V212H75ZM75 213L72 214V215L75 216V215L77 214V213H76V214H75ZM79 213H78V214H79ZM103 213H104V212H103ZM4 214H6V213H4ZM78 214H77V215H78ZM97 214H98V212H97ZM105 214H106V213H105ZM105 214H104V215H105ZM65 215H66V214H65ZM65 215H64V216H65ZM67 215H68V214H67ZM70 215H71V214H70ZM79 215H80V214H79ZM79 215H78V216H79ZM104 215H102V217H103ZM118 215H119V214H118ZM192 215H193V214H192ZM205 215H206V214H205ZM227 215H228V214H227ZM10 216H11V215H10ZM38 216H40V215H38ZM74 216H73V217H74ZM82 216H83V215H82ZM87 216H88V215H87ZM98 216H99V215H98ZM120 216H121V215H120ZM203 216H204V215H203ZM18 217H19V216H18ZM83 217H84V216H83ZM210 217H212V215H211ZM87 218H88V217H87ZM117 218H118V217H117ZM217 218H218V217H217ZM0 219H2V218L0 217ZM74 219H76V218H74ZM92 219H93V218H92ZM189 219H190V218H189ZM201 219H202V217H201ZM205 219H206V218H205ZM208 219H209V218H207V220H208ZM226 219H227V218H226ZM10 220H11V219H10ZM87 220H88V219H87ZM198 220H199V219H198ZM202 220L204 221V219H202ZM202 220H201V221H202ZM207 220H206V221H207ZM219 220H221V219H219ZM243 220H244V218H243ZM7 221H8V220H7ZM69 221H70V220H69ZM72 221H73V219H72ZM81 221H82V218H81ZM195 221H197V220H195ZM203 221H202V222H203ZM244 221H245V220H244ZM246 221H247V220H246ZM8 222H9V221H8ZM67 222H68V221H67ZM77 222H79V221H77ZM106 222H107V221H106ZM193 222H194V219H193ZM221 222H222V220H221ZM70 223H71V222H70ZM74 223H75V222H74ZM88 223H89V222H88ZM231 223H232V222H231ZM244 223H245V222H244ZM198 224H199V223H198ZM232 224H233V223H232ZM234 224H235V223H234ZM72 225H74V224H72ZM75 225H78V224H75ZM79 225H81V224H79ZM79 225H78V227H80ZM82 225H83V222H82ZM82 225H81V226H82ZM236 225H237V224H236ZM4 226H5V225H4ZM231 226H232V225H231ZM74 227H75V226H74ZM74 227H73V228H74ZM197 227H198V225H197ZM243 227H244V226H243ZM255 227H256V226H255ZM105 228L107 229L108 227H106V225H105ZM198 228L200 229V228H202V226H201V227L199 226ZM203 228H205V227H203ZM203 228H202V229H203ZM85 229H86V228H85ZM103 229H104V228H103ZM112 229H113V228H112ZM112 229H111V230H112ZM202 229H201V231H202ZM249 229H250V228H249ZM255 229H256V228H255ZM2 230H3V229H2ZM18 230H19V229H18ZM234 230H235V229H234ZM250 230H252V229H250ZM0 231H1V230H0ZM109 231H110V230H109ZM112 231H113V230H112ZM114 231H115V230H114ZM196 231H197V230H196ZM244 231H245V229H244ZM253 231H254V230H253ZM257 231H258V230H257ZM259 231H260V230H259ZM1 232H2V231H1ZM21 232H22V231H21ZM84 232H85V231H84ZM227 232H228V230H227ZM248 232H250V231L248 230ZM27 233H28V232H27ZM205 233H208V232L206 231ZM223 233H224V232H223ZM243 233H245V232H243ZM246 233H247V232H246ZM251 233H252V232H251ZM13 234H14V233H13ZM13 234H12V235H13ZM15 234H16V233H15ZM19 234H21V233H19ZM46 234H47V233H46ZM83 234H85V233H83ZM94 234H95V233H94ZM197 234L200 235L199 233H197ZM247 234H248V233H247ZM253 234H254V233H253ZM12 235H11V237H12ZM48 235H49V234H48ZM191 235H192V234H191ZM251 235H252V234H251ZM32 236H33V235H32ZM45 236H46V235H45ZM78 236H79V233H78ZM80 236H81V235H80ZM98 236H99V235H98ZM173 236H174V235H173ZM226 236H227V235H226ZM241 236H242V234H241ZM246 236H247V235H246ZM248 236H249V235H248ZM248 236H247V237H248ZM34 237H36V236L34 235ZM81 237H83V236H81ZM87 237H89V236H87ZM239 237H240V234H239ZM9 238H10V237H9ZM20 238H22V237H20ZM202 238H203V237H202ZM225 238H227V237H225ZM225 238H224V239H225ZM231 238H232V237H231ZM240 238H241V237H240ZM240 238H239V239H240ZM74 239H75V238H74ZM80 239H81V238H80ZM228 239H229V238H228ZM232 239H233V238H232ZM244 239H246V237H245ZM247 239H248V238H247ZM254 239H255V238H254ZM258 239H259V238H258ZM186 240H187V239H186ZM226 240H227V239H226ZM233 240H234V239H233ZM235 240H238V238L235 239ZM249 240H250V239H249ZM13 241H14V240H13ZM34 241H35V240H34ZM34 241H33V242H34ZM66 241H67V240H66ZM227 241H228V240H227ZM230 241H231V240H230ZM238 241H239V240H238ZM253 241H254V240H253ZM1 242H2V241H1ZM42 242H43V241H42ZM95 242H97V241H95ZM201 242H202V241H201ZM201 242H200V243H201ZM240 242H241V239H240ZM257 242H258V241H257ZM37 243H38V242H37ZM43 243H44V242H43ZM241 243H242V242H241ZM243 243H244V240H243ZM247 243H248V242H247ZM254 243H255V242H254ZM16 244H17V243H16ZM60 244H61V242H60ZM60 244H59V245H60ZM204 244H205V243H204ZM206 244H207V243H206ZM227 244H228V243H227ZM238 244H239V243H238ZM11 245H12V244H11ZM35 245H36V244H35ZM242 245H243V244H242ZM244 245H245V244H244ZM246 245H247V244H246ZM246 245H245V246H246ZM13 246H14V245H13ZM77 246H78V245H77ZM204 246H205V245H204ZM214 246H216V245H214ZM251 246H252V245H251ZM15 247H17V246H15ZM197 247H198V246H197ZM241 247H242V246H241ZM248 247H249V245H248ZM248 247H247V248H248ZM71 248H72V247H71ZM215 248H216V247H215ZM236 248H237V247H236ZM236 248H234V249H236ZM243 248H244V247H243ZM66 249H67V248H66ZM204 249H205V247H204ZM212 249H213V248H212ZM212 249H211V250H212ZM218 249H220V248H218ZM3 250H4V249H3ZM6 250H7V249H5V251H6ZM8 250H9V249H8ZM12 250H13V249H12ZM71 250H72V249H71ZM73 250H74V249H73ZM73 250H72V251H73ZM202 250H203V249H202ZM223 250H225V249H223ZM232 250H233V249H232ZM237 250H238V249H237ZM244 250H245V249H244ZM197 251H198V250H197ZM197 251H196V253H197ZM200 251H201V249H200ZM217 251H218V250H217ZM227 251H228V250H227ZM235 251H236V250H235ZM247 251H248V249H246V252H247ZM175 252H177V250H176ZM201 252H202V251H201ZM203 252H204V251H203ZM211 252H212V251H211ZM214 252H215V251H214ZM230 252H231V251H230ZM244 252H245V251H244ZM246 252H245V253H246ZM91 253H92V252H91ZM93 253H94V252H93ZM178 253H180V252H178ZM215 253H216V252H215ZM241 253H242V252H241ZM255 253H256V252H255ZM176 254H177V253H176ZM197 254H198V253H197ZM205 254H206V252H205ZM208 254H209V253H208ZM213 254H214V253H213ZM222 254H223V252H222ZM222 254H221V255H222ZM230 254H231V253H230ZM235 254H237V253H235ZM249 254H250V252H249ZM249 254H248V255H249ZM15 255H18V254H15ZM95 255H96V254H95ZM179 255H180V254H179ZM179 255H178V256H179ZM184 255H185V254H184ZM194 255H195V253H194ZM210 255H211V254H209V258H210ZM214 255H216V254H214ZM238 255H240V253H239ZM241 255H242V254H241ZM248 255H246V256H248ZM256 255H257V254H256ZM0 256H1V255H0ZM6 256H7V255H6ZM6 256H5V257H6ZM26 256H27V255H26ZM29 256H30V255H29ZM182 256H183V255H182ZM191 256H192V255H191ZM219 256H220V254H219ZM231 256H232V255H231ZM235 256H236V255H235ZM235 256H234V257H235ZM19 257H20V256H19ZM172 257L174 258V256H172ZM197 257H198V256H197ZM201 257H202V256H201ZM207 257H208V256H207ZM225 257H226V256H225ZM240 257H241V256H240ZM242 257H243V256H242ZM254 257H255V256H254ZM27 258H28V257H27ZM170 258H171V257H170ZM199 258H200V257H199ZM199 258H198V259H199ZM243 258L246 259L245 257H243ZM248 258L250 259V257H248ZM16 259H18V257H17ZM200 259H201V258H200ZM207 259H208V258H207ZM212 259H215V258L212 257ZM216 259H217V258H216ZM235 259H236V257H235ZM235 259H234V260H235ZM257 259H258V256H257ZM257 259H256V260H257ZM19 260H20V259H18V261H19ZM23 260H24V259H23ZM23 260H22V261H23ZM30 260H32V259L30 258ZM174 260H175V259H174ZM251 260H252V259H250V261L248 262V264L251 262ZM263 260H264V259H263ZM13 261H14V260H13ZM26 261H27V259H26ZM210 261H211V260H210ZM213 261H214V260H213ZM213 261H212V262H213ZM218 261H219V260H218ZM240 261H241V260H240ZM28 262H29V261H28ZM17 263H18V262H17ZM115 263H116V262H115ZM212 264H213V263H212ZM244 264H245V263H244ZM250 264H251V263H250Z\"/></svg>", "mask_w": 264, "mask_h": 264}]
</instances>
